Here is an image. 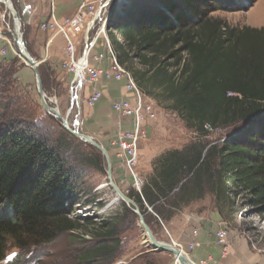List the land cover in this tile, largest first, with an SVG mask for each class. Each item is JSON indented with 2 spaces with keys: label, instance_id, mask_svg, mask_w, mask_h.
<instances>
[{
  "label": "trees",
  "instance_id": "1",
  "mask_svg": "<svg viewBox=\"0 0 264 264\" xmlns=\"http://www.w3.org/2000/svg\"><path fill=\"white\" fill-rule=\"evenodd\" d=\"M196 2L155 0L150 6L146 0H132L127 8H119L110 16L108 26L125 42L121 45L111 34L120 52L117 62L122 65L126 51L134 52V57L148 65L147 71L136 74L140 86L150 82L161 88L167 108L196 132L206 133L205 125L214 130L240 123L253 122L255 126L243 142L226 143L217 153L198 142L160 155L140 192L131 190L126 195L144 219L151 208L157 220L165 221L181 203L201 199L206 183L214 185L216 178L221 186V207L235 206L232 200L237 196L255 209L264 205V120L255 121L264 116V35L225 31L223 39L218 23L186 26L183 8L194 11ZM178 42L183 43L179 50L186 53V58L180 56L173 71L154 69L157 57L167 54ZM142 52L152 55L146 57ZM152 71L154 74L147 78ZM2 80L0 97L8 99L0 104V115L4 112L0 117V261L10 245L24 248L46 244L60 234L77 232L80 225L67 214L87 193L72 166L87 165L103 171L99 156L93 159L90 153L72 157L73 151L67 150L60 139L53 142L36 127L16 121L11 115L13 100L2 90L8 82ZM41 82L44 89L42 76ZM15 112L25 117L24 110ZM217 156L216 173L212 163ZM67 201L70 204L65 206ZM123 209L129 210L125 204ZM108 230L98 234V243L111 235L112 228ZM104 247L86 251L80 263L102 258Z\"/></svg>",
  "mask_w": 264,
  "mask_h": 264
},
{
  "label": "rangeland",
  "instance_id": "2",
  "mask_svg": "<svg viewBox=\"0 0 264 264\" xmlns=\"http://www.w3.org/2000/svg\"><path fill=\"white\" fill-rule=\"evenodd\" d=\"M113 1H110L109 8L111 17L115 15L119 8H127L132 0H125L115 9H112ZM146 1L151 6V3L155 0ZM196 3V8L192 6L194 11L189 10L188 6L183 8L186 14L184 17L185 21H188L184 23L186 26L194 27V25L202 22L218 23L221 25L220 30L223 33V39L226 38L225 31L238 33L246 32L247 30L250 34L257 31L264 35V0H197ZM9 4H11L16 15H19L20 9L17 0H10ZM3 13L5 18L3 21L0 19V27L4 30L1 31L2 33L7 32L8 24L10 30H12L14 25L11 17H8L9 14L5 6L0 5V14ZM108 26L104 29V33L108 38L112 51L117 56L120 52L112 43L111 34L121 45L125 46V42L112 26L111 29ZM96 28L97 24L88 31L89 39L93 38ZM18 31L22 36L23 48L34 59V55L30 53L31 42L27 37L28 26L21 19ZM84 33H82L83 36ZM7 43V41H4V48H2L6 50L7 56L3 59L0 55V85L2 86L1 81H4L2 79L8 82L5 83L2 90L7 93L6 96H11L13 100L11 102V107H13V109L11 108L13 112L11 115L16 117V121L27 123L30 128L36 127L39 134H43L53 142L56 139H60L67 150L73 151L70 154L72 157L90 153L93 154V159H95V156H99V165L103 171H97L87 165L84 167H79L77 164L72 166L79 173L82 186H85L84 190L87 193L81 196L79 203L74 205L73 211L67 214L70 220L80 225L77 232L60 234L56 239L46 244L30 245L24 248L10 245L5 258L0 261V264H82L80 263L82 254L99 246H105V254L102 258L87 264H144V262H149L150 264H178V260L168 252L156 253L151 251L152 245L146 242L145 234L140 227V223H138L137 216L130 209L128 211L124 210V203L114 202L116 193L108 184L104 157L95 148L72 136L68 130L63 128L60 120L43 111L36 89L34 73L18 55L17 47L13 40L12 45ZM182 44V42H178L167 54L158 56L157 60L159 62H157L154 69L159 67V69L163 68V70L173 71L177 59L180 56L185 59L187 56L185 52L180 53L179 49ZM173 52H175L174 55L171 54ZM126 53L127 58L124 57L122 65L132 76L138 90L143 91H141L143 103L151 105L154 115L153 120L145 121L142 124L145 138L140 141L137 167L134 170L141 185L146 183L152 176L153 164L160 155L172 150H183L198 142L206 145V149L213 148L215 153H217L223 149L226 143H232V141L243 142V138L254 128L255 124L251 122L249 125L240 123L233 127H219L216 130L207 129L204 134L196 132L185 124L180 115L167 108L168 103L162 100L161 88L151 85L150 82L146 83V86H140L136 74L147 71L148 65L142 64L140 59L134 57V52L126 51ZM142 53L146 57L152 55L151 53ZM45 66V64L39 65L37 73H39L40 80L41 76L43 78L44 89L42 90L47 98L52 101L51 107L55 108L63 118L66 117L68 109H70V114L67 117V126L69 129L83 134L84 132L82 133L79 125L80 112L75 99L76 89L71 88L70 85H62L53 76L51 78V76L47 75ZM27 68L30 69V72H27ZM10 69L15 70L14 73L10 72ZM154 71L148 73L146 77H151ZM47 77L50 79H47ZM7 99L6 97H0V104H4ZM15 110H24L25 117L17 115ZM3 114L4 112L1 113L0 117ZM263 117H259L255 121L264 120ZM1 122L3 121L0 120ZM112 146L116 148V155L118 147ZM115 155L113 157L109 155L114 185L125 195L131 190L137 191L133 185L134 179L127 167ZM112 159L116 161L114 164ZM218 160L217 156L212 163L213 171L216 173L219 165ZM119 173L122 177L119 176ZM214 180V185H208L205 182L203 196L193 207L196 206V209H203L207 213L218 212L219 219L215 217L216 221H223L228 229L236 230L237 233L245 236L250 250L257 257L260 256L259 259H264V205L255 209L249 206L242 196H237L235 200H232L235 206L221 207L223 206L219 202L221 198L219 189L221 186L217 178ZM68 204L70 203L67 201L65 206ZM193 207L190 209L193 210ZM220 208L223 209L222 212H219ZM143 221L144 223L146 221L155 241L173 244L167 234V232L172 233L168 222L164 220L159 222L155 214L148 210L146 219L143 218ZM181 225L182 222L179 220L176 223V230L181 229ZM109 228H112L113 231L111 235L106 237L105 241H101L102 243H98L99 241L96 240L98 234L109 231ZM172 239L178 238L174 236ZM252 242H255L256 250L252 249ZM181 249L185 250V248ZM220 261L223 263V261H229V259L222 257L218 262Z\"/></svg>",
  "mask_w": 264,
  "mask_h": 264
},
{
  "label": "crops",
  "instance_id": "3",
  "mask_svg": "<svg viewBox=\"0 0 264 264\" xmlns=\"http://www.w3.org/2000/svg\"><path fill=\"white\" fill-rule=\"evenodd\" d=\"M17 4L20 9L17 16L28 26L27 37L31 42L30 53L34 55V60L39 62L40 65L45 64L53 78L62 85L69 86L71 75L61 70L66 39L63 34L41 32L39 25L50 20L51 15L58 22L73 19L66 32L68 37L75 43L77 53L80 54L83 46L82 33L92 22L93 15L81 8V0H52V2L51 0H17ZM51 4H53L52 12L50 9ZM3 46L4 41L0 40V49L4 48ZM99 50L100 46H97L90 53L94 55ZM88 64L99 70H107L110 66L107 59H103L98 63L89 60ZM26 70L30 72V69L27 68ZM76 91L75 99L80 112L79 125L82 133L91 136L108 151L110 157H113L116 148L112 146V141L123 132L135 131L136 128L131 119L116 114L111 109V104L120 99H128L133 102L132 94L124 89L122 81L117 83L105 81L103 78L94 84L76 88ZM95 92L100 93L101 98L94 106L89 107L86 101ZM115 162L113 161V164ZM119 176L122 177L120 173ZM198 201L181 203L178 209L170 211L165 220L171 227L172 235L166 232L177 248H186L191 242L192 229L199 227L196 241L199 242L200 246L191 253L193 259L199 260L210 256L214 260L213 264H264V259H259L260 256L257 257L250 250L246 237L237 233L236 230L228 229L226 236L227 250L225 255H221L213 240L214 224L218 222L216 218L219 219V214L218 212L207 213L203 209H196V206L193 207V205H196ZM191 207L194 209H190ZM179 220L182 222V227L176 230V223ZM174 236L178 239H172ZM222 257L229 259V261L218 262Z\"/></svg>",
  "mask_w": 264,
  "mask_h": 264
},
{
  "label": "built area",
  "instance_id": "4",
  "mask_svg": "<svg viewBox=\"0 0 264 264\" xmlns=\"http://www.w3.org/2000/svg\"><path fill=\"white\" fill-rule=\"evenodd\" d=\"M6 1L8 0H0V5L5 6ZM81 1V8L93 15V24L91 25V28L94 27L95 24H97V28L94 30V36L91 39L88 38V34H86L85 30L83 36V46L80 54L77 53L75 43L68 37L66 32L67 28L72 24L73 19H65L61 22H58L51 15L50 21L42 22V24L39 26V30L41 32L44 31L51 32L53 34H63L65 37L66 45L63 51L64 56L61 63V70L71 75V88L76 89L81 88L84 85L94 84L103 78L105 81H114L117 83L122 81L124 89L132 94L133 102H130L128 99H120L111 104V109L120 117L122 116L131 119L136 130L123 132L114 141H112V145L118 147V153L115 156L117 159L120 158L123 161L124 165L127 167L134 179L133 185L135 189L140 192L142 185L138 176L134 173V170L137 167L136 163L140 148V141L145 138V131L144 128H142V124L145 121L154 119L152 108L151 105L143 103L141 91L136 87L129 72L124 69L123 65L117 62L116 54L112 51L108 38L104 33V29L107 28L110 20L109 8L111 0ZM5 9L7 10L6 6ZM52 10L53 4H51V12ZM8 14V17H11V13L9 11ZM4 18V13L0 14V19L2 21ZM11 19L13 20V17H11ZM14 26L15 24L13 25L12 30H10L8 24L7 32L4 33L1 32L4 30L0 27V40L7 41V44L12 45V40L14 42V38L12 36ZM97 46H100L99 52H96V54L92 55L90 52ZM0 55L4 59L7 56L6 50H0ZM103 59H107L109 61L110 66L107 70H99L91 67L88 64L89 60L98 63ZM100 98V93H93L86 102L87 106H94V104L98 102ZM205 128L208 129V126L205 125ZM148 210L151 212L150 208H148ZM227 231L228 227L223 221L219 220V222L214 224L213 240L215 241V245L219 248L221 255H225L227 250ZM198 234L199 227L192 229L190 235L191 242L187 245L185 250L179 249L176 246L175 247L183 254V256L187 258L188 263L190 262V264H213L214 260L210 256H207L203 259L201 258L199 260H195L191 257V253L200 246L199 242L196 241ZM251 246L253 250H256L255 242H252Z\"/></svg>",
  "mask_w": 264,
  "mask_h": 264
},
{
  "label": "water",
  "instance_id": "5",
  "mask_svg": "<svg viewBox=\"0 0 264 264\" xmlns=\"http://www.w3.org/2000/svg\"><path fill=\"white\" fill-rule=\"evenodd\" d=\"M124 1L125 0H114L112 3V9L118 8V6H120ZM5 6H6L7 10L11 13V17H13L14 24L16 22L20 23L19 16L16 15L14 9L12 8L11 4H9L8 1L5 4ZM92 24H93V22H91L89 24V26L87 27L86 34L90 30ZM12 36L14 38V42H15L16 47H17L18 55H20V57L23 59V61H25L27 63V66L31 69L32 73H34V76L36 78V89H37V92L39 95L40 104L43 108V111H46L47 113L51 114L52 116H54L55 118L60 120L63 128L68 130V132L72 136H74L78 140L90 145L91 147L95 148L102 155V157H104L106 167H107L106 173H107L108 184H109V186H111L113 188L114 192L116 193V196H117L116 199L120 200V202L126 204L127 207L137 216L138 223H140V227L142 228V231L146 233L149 241L152 243L151 251L156 252V253L168 252V253L172 254L176 260H178L179 264H188V260L186 259V257H184L183 254H181V252H179V250L173 244L171 245V244H167L164 242L160 243V242H157L154 240V238L151 235V232H150L148 225L146 223H144V221H143V215L140 214L138 206L136 204H134V202L132 200H130L124 193H122L117 188L116 185H114V183L112 181V166H111L110 157L108 155V151L103 146H100L91 136H89L85 133L81 134L77 131L69 129V127L67 126V117L70 114V109H68L69 111H68L66 117L63 118L60 116L59 112L55 108L51 107L50 104L52 103V101L50 99H48L47 96L45 95V93L43 92L39 73H37V68L39 67L40 63L35 61L34 59H32L29 56V54L26 53L25 49L23 48V44H22V36L20 37V35L16 32L12 33Z\"/></svg>",
  "mask_w": 264,
  "mask_h": 264
},
{
  "label": "bare ground",
  "instance_id": "6",
  "mask_svg": "<svg viewBox=\"0 0 264 264\" xmlns=\"http://www.w3.org/2000/svg\"><path fill=\"white\" fill-rule=\"evenodd\" d=\"M18 24H19L18 22L15 23V27H14V31H13V33L16 32V33H18V34L20 35V33H19V31H18V30H19V25H18ZM20 37H21V35H20ZM22 50H23V49H22ZM116 198H117V196H115L114 202H120V200H117ZM144 234H145L146 242H148L149 245H152V243L149 241L148 236L146 235L145 232H144ZM149 245H148V246H149ZM181 254H182V253H181ZM184 257H185V256H184ZM186 259H187V258H186ZM188 264H190V262H189Z\"/></svg>",
  "mask_w": 264,
  "mask_h": 264
},
{
  "label": "clouds",
  "instance_id": "7",
  "mask_svg": "<svg viewBox=\"0 0 264 264\" xmlns=\"http://www.w3.org/2000/svg\"><path fill=\"white\" fill-rule=\"evenodd\" d=\"M151 209V208H150ZM149 211V210H148ZM175 246V245H174Z\"/></svg>",
  "mask_w": 264,
  "mask_h": 264
},
{
  "label": "snow or ice",
  "instance_id": "8",
  "mask_svg": "<svg viewBox=\"0 0 264 264\" xmlns=\"http://www.w3.org/2000/svg\"><path fill=\"white\" fill-rule=\"evenodd\" d=\"M15 255V254H14Z\"/></svg>",
  "mask_w": 264,
  "mask_h": 264
}]
</instances>
